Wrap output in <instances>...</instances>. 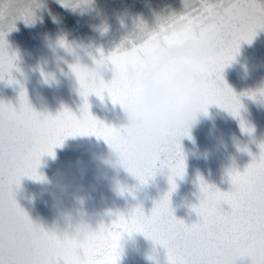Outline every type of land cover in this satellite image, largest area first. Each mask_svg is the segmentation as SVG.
<instances>
[{"label":"snow or ice","instance_id":"6c2138e0","mask_svg":"<svg viewBox=\"0 0 264 264\" xmlns=\"http://www.w3.org/2000/svg\"><path fill=\"white\" fill-rule=\"evenodd\" d=\"M186 7L189 8L186 14L160 25L158 31L147 33V38L139 45L133 44L130 50L113 51L106 57L101 51L96 68L79 63L69 66L84 100L79 117L67 108L55 116L37 112L23 87L18 107L0 101V264H118L121 239L133 233H141L165 249L168 264H221V250L240 242L253 243L257 254L264 257V217L258 215V206L264 202V142L258 145L259 155L243 149L249 152L251 162L243 171L235 167L228 170L231 185L228 191L199 179V202L191 205L197 220L192 223L178 219L171 207V194L177 186L175 178L185 175L180 139L188 133L161 145L144 169L132 166L135 153L127 150L123 163L140 185L147 184L166 168L170 187L154 202L149 214H145L142 204L132 207L127 215L109 212L113 218L107 226L83 242L45 230L31 220L15 199V189L23 177L42 179L38 172L41 157L46 154L54 157V149L66 137L94 135L110 146L113 144L115 127L91 115L88 97L95 94L102 98L106 91L113 104L123 106L133 101L150 67L140 63V56L155 45L170 46L192 39L194 44L204 46L208 55L198 66V74L205 81L204 113L215 104L234 117L240 116L241 99L224 82L222 72L235 58L240 44L250 43L257 30L264 29V4L259 0H217L216 3L188 0ZM16 18L28 21L27 16L12 15L7 7L0 9V79L7 76L10 84L15 82L12 69L16 57L8 52L5 34L14 27ZM109 63L114 75L105 82L100 68ZM246 95L256 98L255 93ZM259 95L264 97V90ZM240 127L245 132L253 131L243 119ZM116 148L119 152L120 145ZM120 190L134 194L126 187Z\"/></svg>","mask_w":264,"mask_h":264},{"label":"water","instance_id":"95a60500","mask_svg":"<svg viewBox=\"0 0 264 264\" xmlns=\"http://www.w3.org/2000/svg\"><path fill=\"white\" fill-rule=\"evenodd\" d=\"M10 0H0V7ZM188 0H34V15L27 22L16 18L14 27L7 31L5 40L8 52L14 55L12 77L0 79V101L19 106L21 87L26 91L31 106L44 115L55 116L67 108L77 117L81 115L84 100L70 65L79 63L96 68L101 59L117 50H130L147 38V33L158 31L160 25L186 14ZM216 3L217 0H211ZM264 4V0H259ZM61 41L64 44H61ZM67 45V47L65 46ZM122 46V47H121ZM113 66L101 65L100 76L105 82L113 78ZM223 80L241 99L240 116L234 117L218 105H210L188 135L180 139L185 158V175L175 178L176 188L171 194V207L178 219L185 223L197 220L191 205L199 202V179L215 185L222 191L231 187L228 170L235 167L243 171L251 162L252 154L259 155L258 145L264 142V29L249 42H242L235 58L225 66ZM246 93H255L253 99ZM89 111L97 120L109 126L120 123L121 106L113 104L107 92L101 97L90 94ZM243 119L251 133L242 131ZM85 145L87 151L78 147ZM108 146L103 138L94 135L66 137L54 149V157L44 155L38 172L49 177L66 173L72 190L85 197L83 208L88 212H104L109 222V212L127 215L137 204H142L149 214L155 201L164 195L170 185L168 170L158 171L147 184L121 169L117 180H104L96 171L90 153H103ZM78 159L87 166L83 178L70 167ZM118 181V182H117ZM132 189L134 194L121 192ZM15 199L31 220L45 230H52L55 212L52 197L42 192L39 181L27 176L15 189ZM64 206L75 213L81 208L71 195ZM227 208V205H225ZM128 235V234H125ZM135 244L121 241L118 264H168L166 250L141 233L131 234ZM149 257H152L151 259Z\"/></svg>","mask_w":264,"mask_h":264},{"label":"clouds","instance_id":"9594fccd","mask_svg":"<svg viewBox=\"0 0 264 264\" xmlns=\"http://www.w3.org/2000/svg\"><path fill=\"white\" fill-rule=\"evenodd\" d=\"M5 7L14 16H27L28 20L33 18L34 0H10L0 9ZM198 30L194 29L193 35ZM207 55L204 46L186 39L170 46L155 45L140 56V63L150 67L144 74L138 96L120 105V123L114 126L116 138L111 146L107 143L108 151L90 153L91 161L102 179L117 180L121 169L127 171L123 160L128 149L135 153L132 166L138 170L144 169L161 145L180 138V134L188 133L198 123L204 113L202 101L205 84L198 74V66ZM117 144L120 145L119 152ZM78 147L87 151L85 145ZM70 167L75 168L81 178L87 169L80 159ZM41 175L39 182L42 192L52 197L55 212L52 231L58 236L83 242L89 235L107 226L106 213L88 212L83 208L85 197L79 194L83 189L73 191L66 173L58 172L51 177ZM69 195L81 205L75 213L73 209L64 206V199ZM258 215L264 217V202L258 206ZM121 241L124 244H135L132 235H124ZM220 260L221 264H264V257L257 254L255 245L250 242L223 248Z\"/></svg>","mask_w":264,"mask_h":264}]
</instances>
